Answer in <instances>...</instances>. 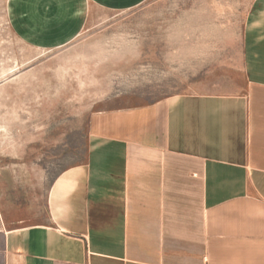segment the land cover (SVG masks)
Listing matches in <instances>:
<instances>
[{
  "label": "crops",
  "instance_id": "1",
  "mask_svg": "<svg viewBox=\"0 0 264 264\" xmlns=\"http://www.w3.org/2000/svg\"><path fill=\"white\" fill-rule=\"evenodd\" d=\"M139 0H8L13 32L59 48L91 8ZM228 89L92 112L82 162L36 223H0V264H264V0Z\"/></svg>",
  "mask_w": 264,
  "mask_h": 264
},
{
  "label": "rangeland",
  "instance_id": "2",
  "mask_svg": "<svg viewBox=\"0 0 264 264\" xmlns=\"http://www.w3.org/2000/svg\"><path fill=\"white\" fill-rule=\"evenodd\" d=\"M261 0H139L91 8L79 34L43 49L0 0V223L41 221L54 178L82 162L95 110L228 89Z\"/></svg>",
  "mask_w": 264,
  "mask_h": 264
}]
</instances>
